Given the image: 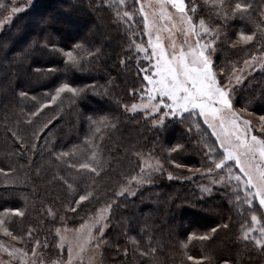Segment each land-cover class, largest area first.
Returning a JSON list of instances; mask_svg holds the SVG:
<instances>
[{
    "label": "trees",
    "instance_id": "obj_1",
    "mask_svg": "<svg viewBox=\"0 0 264 264\" xmlns=\"http://www.w3.org/2000/svg\"><path fill=\"white\" fill-rule=\"evenodd\" d=\"M197 2L194 19L203 17L223 29L213 61L222 82L221 72L226 73L228 66L238 67L264 52V32L257 28H264V0H248L253 5L250 15L226 22L203 0ZM0 4L1 20L19 0ZM121 7L108 0H38L0 33V213L24 212L21 217L7 215L10 230L23 239L0 235V241L31 252L38 240L46 263L65 261L56 229H76L98 209L111 205L101 264H195L204 257L211 261L203 264H264V251L240 239L242 225L251 223L254 212L235 200L236 195L243 197L242 186L235 192L232 187L213 186L209 192L201 188L211 160L220 153L201 118L175 117L160 128L152 119L126 110L138 101L146 86L144 76L150 72L142 71L148 65L134 51L142 37V19L137 11L133 20L118 21ZM124 7L137 9L132 0ZM241 31L257 36L248 45L235 43ZM67 51L82 57L79 68L65 63ZM64 82L84 91L78 97L65 93L50 103ZM46 103L49 106L42 107ZM234 107L260 127L264 65L234 89ZM103 117L107 120L100 123ZM259 135L264 138V133ZM207 146L216 153L208 154ZM92 151L99 154V175L68 167L84 162ZM61 152L74 155L58 160ZM142 158L159 161L163 171L149 183L133 182L134 195H117L130 177L141 173ZM234 174L241 175L238 169ZM191 175L196 177L189 179ZM88 192L93 195L76 207L75 201ZM72 207L76 210L70 211ZM257 207L254 202V210ZM192 234H209L210 239L189 243ZM185 243L187 248L182 247ZM149 245L156 251L141 256Z\"/></svg>",
    "mask_w": 264,
    "mask_h": 264
},
{
    "label": "snow or ice",
    "instance_id": "obj_2",
    "mask_svg": "<svg viewBox=\"0 0 264 264\" xmlns=\"http://www.w3.org/2000/svg\"><path fill=\"white\" fill-rule=\"evenodd\" d=\"M136 4H139V9H133L132 11L126 10V0H119V4L122 6L117 12L118 21L122 22L123 17H127L128 20H133L137 11L144 17L145 33L148 34L150 29L156 27L155 21L149 22V13L146 8L151 7L153 9V17L159 16L162 21L171 22L172 29L181 32L184 36V40L177 49L175 40L173 39L170 47L171 53L163 45L161 38L156 36V42L153 43L151 35L149 36L148 47L152 48V57L155 58V64L152 65L154 71L151 75H145L144 79L147 81L145 92L147 100L151 103L154 100H159L157 103H152L149 109V104H143L142 107L149 109V114L152 112H161L162 115L153 121V126H164L165 118H175L178 114L183 116L187 113L189 117L199 116L203 119L204 124L212 130V135L216 138V142L219 144L221 153H216V149L212 146H207L208 154L216 153L215 159L211 160L207 169L208 173L213 171L220 175V172L226 171L228 173V181L234 180L236 185H229L235 192L237 187L242 186L243 197L239 195L235 196L236 202L247 205L249 210H254V202H258L259 209H264V138H258L253 134V128L251 121L238 115L234 108L231 99V79L234 78L237 83L241 82L242 77L235 75V67L233 69V76L230 78L229 83L221 82L214 69L212 55L215 52L216 44L220 40L222 35V26H214L210 21L205 20L203 17L194 19L199 11V4L197 0H147V3H142L141 0H135ZM204 5L208 10L214 14L217 18L223 19L225 22L228 19H244L246 15H250V10L253 8L252 3L248 0H203ZM168 6H171L178 14V17H174L168 10ZM4 5L0 4V8ZM12 11L18 13L22 11L20 7H13ZM261 16L264 17V12H261ZM179 19L180 24L177 26L175 19ZM11 19V16L8 17ZM257 28L264 32V28L257 25ZM165 31H171L168 28ZM257 33L246 34L241 31L238 33V40L235 43L241 45H248L254 41ZM134 43V42H133ZM77 48L80 45L76 46ZM137 52H144L146 49L140 44L135 45ZM66 56L65 63L71 67L79 68L82 57L74 55L72 51L64 53ZM87 55H93L89 52ZM257 57L253 55L250 60H245L244 63L247 67H252ZM145 73L149 69H142ZM241 72L244 69H240ZM221 74H225L223 71ZM84 89L74 87L67 82L61 83L55 90V93L51 95L50 103H55L58 99L62 98V95L67 93L72 97H78ZM23 95V94H22ZM46 103L42 107H48ZM138 107L136 104L131 106V110L135 111ZM246 111V110H244ZM37 113H33L36 115ZM107 120L106 117L101 118L100 123H104ZM262 121L259 130L264 133V117H260ZM93 123H96L95 121ZM193 124L196 122L193 120ZM114 127V125H112ZM199 127L198 125H196ZM47 127V125H45ZM99 128L95 129L99 132ZM86 143L90 144V140H86ZM91 146V144H90ZM179 147V146H178ZM177 148H172L171 151L175 152ZM74 153L61 152L57 154L58 160L66 158ZM143 159V158H142ZM92 161L94 163H90ZM175 163L174 161H170ZM229 162H234L235 167L239 169L241 175H236L232 172V165ZM101 161L97 151H92L87 157V160L79 164L69 163L68 167L75 168L76 171L87 170L90 173L100 174ZM176 167H182L180 164H175ZM151 172L163 171V165L156 161V164L149 165ZM2 171V170H0ZM146 169L141 165V174L130 177L128 184L123 186L121 192L117 195H124L125 191L131 192L130 185L135 182L137 184H144L150 182L151 175H143ZM201 169H196V172H201ZM8 175L7 173H4ZM168 179H173L172 174L168 175ZM191 179V177H189ZM213 183L224 185L225 178L220 176L219 180H214ZM69 188L73 185L69 183ZM208 191L209 189H202ZM134 195V192H132ZM93 195L92 192L79 196V199L75 201L76 207L88 200ZM111 205H106L103 208L97 210L95 217H90L89 220L92 223L86 221L80 228L75 229L78 234L84 232L87 229V233L84 237L83 243L80 245V251L75 254L78 258L80 253L85 250V246L90 245L95 241V247L99 248L101 244L105 243L102 239L104 235L106 221L108 219L105 213L109 212ZM70 211H75L76 208L72 207ZM21 217L24 212L21 210H5L0 213V235L5 237H11L13 240L21 241L23 238L15 235L9 228L10 221L7 219V215ZM49 215H53L49 210ZM264 216V213H261ZM224 228L228 225L224 224ZM93 228L97 230V234L93 235ZM67 231V229H65ZM217 231L216 228L211 229L212 233ZM259 232V237L253 238V232ZM32 230L29 229L28 235H31ZM57 236L60 237V242L57 247L64 248V237L61 235V229H56ZM210 239L209 234L203 235H189L188 242L193 240L207 241ZM241 240L250 242L258 250L264 251V225L258 220L256 214L251 215V223L248 225H242ZM133 243L137 241L133 240ZM40 242L37 240L35 246L31 249L32 264H46V261L42 258V254L38 252L40 248ZM48 245L45 244L46 248ZM187 248L188 243L182 245ZM149 251H140L141 256H148L150 252H155L156 249L148 246ZM0 250L8 257L16 259L20 254L23 257H27L28 253L24 249L8 248L0 242ZM189 260L194 258L189 255ZM211 261V257H204L203 259H196L195 264H203V260ZM0 264H11V261H3L0 259ZM20 264H27L25 260H21ZM52 264H65L62 258L52 261ZM66 264H75L73 249L68 247V258ZM225 264H228L226 261Z\"/></svg>",
    "mask_w": 264,
    "mask_h": 264
},
{
    "label": "rangeland",
    "instance_id": "obj_3",
    "mask_svg": "<svg viewBox=\"0 0 264 264\" xmlns=\"http://www.w3.org/2000/svg\"><path fill=\"white\" fill-rule=\"evenodd\" d=\"M36 1H38V0H19V4L16 5L15 7H20L22 9V11H24L27 8H29L31 5H33ZM108 1L111 2L113 5H119V0H108ZM127 1L128 0H126V4H127ZM132 1L135 3V0H132ZM141 2L147 3V0H141ZM136 5H137V9H139L140 5L139 4H136ZM168 10H169V12H171L173 14L174 17H178V14L175 13V10L172 9L171 6H168ZM22 11H20V12H22ZM146 11L149 13V22L151 23V22L155 21L156 27L151 28L149 33L146 34L145 28H144V17L141 16L138 12L139 17L142 19V27H143L142 37L140 38V41L138 42V44H140L142 47H144L146 49V51L137 52L135 48H134V51H135L136 55L140 56L143 60L146 61L147 65H148L147 67L149 69L148 72H150L149 75H151V72L154 71V69H152L151 66L154 65L156 61H155V58L152 57V48L148 47L149 36L151 35L153 43L156 42V36H159L161 38V41L163 42V45L165 46V48L168 50L169 53H171V51H172V48L170 47L172 40L173 39L175 40L176 45H177V49H178L184 40V36L181 34V32L176 31V29H172L171 22L166 21V20L162 21L158 15L153 17V15H152L153 9L151 7L146 8ZM20 12H18V13H20ZM18 13H14L12 11V8H11V10L8 12V14L0 20V33L7 26V24H10L12 18ZM10 16H11V19L9 20L8 17H10ZM175 23L177 24V26H179L180 21L178 18L175 19ZM165 28H168L171 31H165L164 30ZM219 44H220V41H218L216 46H215L216 50L212 55L213 61H214V55L218 49ZM255 56L257 57V59L253 63L252 67H247L245 65L244 61L242 62V64L240 66H238V67L235 66V69H236L235 75L241 76L242 80H241V82L237 83L234 78L231 79V87H232L231 99H232L233 105H234V89L241 87L247 77L251 76L256 71L261 70L262 66L264 65V52L262 54H256ZM250 59H251V57L249 59H246V60H250ZM233 69H234L233 66H230V68L228 66V68L225 70L227 72L222 75V78H223L222 82L223 83H229L230 78L233 76ZM240 69H244V71L241 72ZM229 70H230V72H229ZM217 73L218 72H216V74ZM217 76H219V75L217 74ZM145 82H146V86L144 87L138 101L133 103V104H136V105L141 106V107H138L135 111H131V110H127V111L129 114H141L146 119H152L154 121V120H157L162 115L163 110L161 112H152L151 114H149V109L151 108V104L157 103V101L159 100V97H157V100H154L151 103L148 102L145 89H146V87H150V86L147 85L146 80H145ZM235 95H236V93H235ZM146 103L149 104V109H145L142 107V105L146 104ZM131 106H129L127 109H131ZM235 110L237 111L238 115H240L241 117L251 121V126L253 128V134H255L258 138H261L259 135V133L261 132L259 130L260 127H258L257 124L252 119H250L251 116H249L247 113H245L246 115L245 114L242 115L236 108H235ZM185 115H188V114L184 113L183 116H185ZM183 116H180L178 114L176 117L182 118ZM170 119H172V117H166L165 122L167 120H170ZM201 120L204 124V121L202 118H201ZM153 121H152V123H153ZM204 125L208 128V126L206 124H204ZM156 127L161 128V126H159V125ZM209 131L212 134V130L209 129ZM214 139L216 141L215 137H214ZM215 146H216V149L221 153L222 150L220 149L219 144L217 142H215ZM229 163L232 165V172L234 173V170L238 169V168L235 167L234 162H229ZM155 164H156V161L143 159V167L146 169V171H145V173H143V175H151V179H152V177L155 174H157L159 171L151 172V170L149 169V165L154 166ZM238 171H239V169H238ZM240 174L243 176L242 173H240ZM220 176H223L225 178L224 185L213 183L214 180H219ZM190 177H191V179H193L196 176L191 175ZM204 177H206V182L201 185V188L202 189H209L208 191L203 190L204 192H209L213 186L230 188V186H229L230 184L236 185L234 180H232L230 182L228 181V173L226 171L220 172V175H217L216 171H213L212 173L207 172L206 174H204ZM135 184L140 185L137 183H135ZM125 192L129 193L128 191H125ZM132 192L135 193V190L133 188H131V192L129 195H133ZM256 203H258V202H256ZM261 213H264V209H259V204H258V207H257V209H255V212H253V214H256L258 220L261 222L262 225H264V223H262V220L264 221V219H263V216L261 215ZM105 215H107V213H105ZM88 222L92 223L91 220ZM80 227L81 226H79L78 228H80ZM78 228H76V229H78ZM105 231H106V227H105L104 233H105ZM240 232H241V234H240V237H241V235H242L241 229H240ZM86 233H87V229H85L84 232L81 234H78L75 231V229H67V231H65V229H61V235L64 237V248L63 249L59 248V250L62 253H64V259H66L65 264H66L67 258H68V247L69 246H71L73 249L75 264H101L102 244L100 245L99 248H96L95 247V241H93L92 244L85 246V250L82 253H80V256L78 258L75 256V254L80 251V245L83 243V240H84ZM96 234H97V230L95 228H93V235H96ZM251 235L253 238H257V237H259L260 234L257 231V232H253ZM0 242H2L5 247H8L10 249L13 247L18 248V247L14 246L8 242H5V241H0ZM59 242H60V237L58 236V243ZM27 253H28L27 257H23L20 254H18L16 259H12V258L8 257L5 253H3L2 250H0V259H2L3 261H11V264H20L21 260L23 259L27 262V264H32V260L34 259V257L32 256L31 252H27ZM46 264H52V261L48 262Z\"/></svg>",
    "mask_w": 264,
    "mask_h": 264
}]
</instances>
